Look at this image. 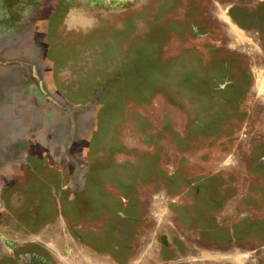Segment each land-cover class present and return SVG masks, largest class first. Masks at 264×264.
I'll return each mask as SVG.
<instances>
[{
	"label": "rangeland",
	"instance_id": "rangeland-1",
	"mask_svg": "<svg viewBox=\"0 0 264 264\" xmlns=\"http://www.w3.org/2000/svg\"><path fill=\"white\" fill-rule=\"evenodd\" d=\"M0 264H264V0H0Z\"/></svg>",
	"mask_w": 264,
	"mask_h": 264
}]
</instances>
